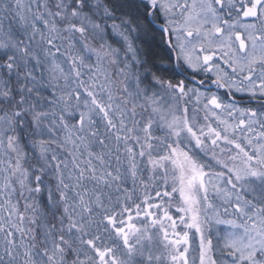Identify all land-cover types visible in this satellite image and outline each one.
<instances>
[{
    "label": "snow or ice",
    "instance_id": "1",
    "mask_svg": "<svg viewBox=\"0 0 264 264\" xmlns=\"http://www.w3.org/2000/svg\"><path fill=\"white\" fill-rule=\"evenodd\" d=\"M0 264H264V0H0Z\"/></svg>",
    "mask_w": 264,
    "mask_h": 264
}]
</instances>
